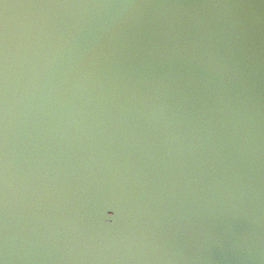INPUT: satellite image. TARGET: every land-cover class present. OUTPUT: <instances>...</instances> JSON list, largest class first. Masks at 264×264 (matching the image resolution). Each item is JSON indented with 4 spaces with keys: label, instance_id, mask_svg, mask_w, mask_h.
Segmentation results:
<instances>
[{
    "label": "water",
    "instance_id": "95a60500",
    "mask_svg": "<svg viewBox=\"0 0 264 264\" xmlns=\"http://www.w3.org/2000/svg\"><path fill=\"white\" fill-rule=\"evenodd\" d=\"M0 264H264V0H0Z\"/></svg>",
    "mask_w": 264,
    "mask_h": 264
}]
</instances>
